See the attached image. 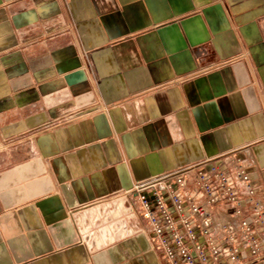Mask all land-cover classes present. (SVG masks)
<instances>
[{
	"label": "crops",
	"instance_id": "1",
	"mask_svg": "<svg viewBox=\"0 0 264 264\" xmlns=\"http://www.w3.org/2000/svg\"><path fill=\"white\" fill-rule=\"evenodd\" d=\"M204 159L254 223L264 0H0V264H168L125 194Z\"/></svg>",
	"mask_w": 264,
	"mask_h": 264
},
{
	"label": "built area",
	"instance_id": "2",
	"mask_svg": "<svg viewBox=\"0 0 264 264\" xmlns=\"http://www.w3.org/2000/svg\"><path fill=\"white\" fill-rule=\"evenodd\" d=\"M226 166L204 159L151 177L125 194L168 264H241L243 252L252 259L264 255V205L249 200L255 222L242 218L235 184L251 195V177L235 161ZM220 201L231 211L217 224L213 207Z\"/></svg>",
	"mask_w": 264,
	"mask_h": 264
}]
</instances>
